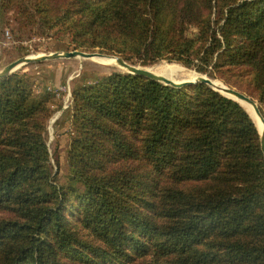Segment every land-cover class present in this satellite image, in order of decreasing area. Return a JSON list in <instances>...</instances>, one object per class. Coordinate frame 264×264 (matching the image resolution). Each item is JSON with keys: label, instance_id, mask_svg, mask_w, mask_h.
Here are the masks:
<instances>
[{"label": "trees", "instance_id": "trees-1", "mask_svg": "<svg viewBox=\"0 0 264 264\" xmlns=\"http://www.w3.org/2000/svg\"><path fill=\"white\" fill-rule=\"evenodd\" d=\"M1 23L181 64L264 115V0H0ZM54 99L27 74L0 80V264H264V159L242 105L201 83L97 78L73 89L62 173Z\"/></svg>", "mask_w": 264, "mask_h": 264}, {"label": "rangeland", "instance_id": "rangeland-1", "mask_svg": "<svg viewBox=\"0 0 264 264\" xmlns=\"http://www.w3.org/2000/svg\"><path fill=\"white\" fill-rule=\"evenodd\" d=\"M0 29V72L5 67L21 58L78 51L68 50V39L62 36H44L33 30L20 32L15 23H11L10 26H5L1 23ZM95 64L96 63L90 59H59L26 65L14 72V74L20 73L29 75L35 93L48 92L55 97L54 105L51 107L54 114L48 121L46 127L47 145L51 153V163L54 169L56 170L57 168L56 160H58L59 168L62 173L66 170L68 149L73 136L71 121L73 89L83 84H93L97 78L109 76L113 73L128 74L120 68L116 62L115 65L110 66L111 68ZM135 66L141 65L136 64ZM168 67L182 68V76H177L175 78L176 81L169 78L174 82L189 81L190 79L186 78H188L191 72L196 73V78L198 76H207L199 74L195 70L188 69L181 64L169 63L167 61H161L148 68H151L156 74L167 77L165 71ZM210 79L223 83L217 79ZM58 117L59 119L57 120Z\"/></svg>", "mask_w": 264, "mask_h": 264}, {"label": "water", "instance_id": "water-1", "mask_svg": "<svg viewBox=\"0 0 264 264\" xmlns=\"http://www.w3.org/2000/svg\"><path fill=\"white\" fill-rule=\"evenodd\" d=\"M75 58H81L86 60L92 58L111 59L114 60L120 68H122L130 75L147 78L154 82L161 83L165 86H169L172 88H182L189 85H196L198 83L206 84L213 90L219 92L220 94H222L223 96L229 99L238 102L242 106L243 104L251 106L254 109V117L252 118L256 122V126L260 135L261 151L264 159V115L261 112L258 102L252 99L251 97L247 96L246 94L238 91L237 89L231 88L223 83H221L220 85H216L215 80H212L207 76H198L195 80L174 82L165 77L155 75L154 73L146 70V68L144 67L132 65L119 56H110L101 53H85L81 51H72V52H63V53H53L39 57L21 58L11 63L0 72V80L13 75L14 72H16L18 69L26 65L42 63L46 61H55L59 59H75ZM258 123L260 125H258Z\"/></svg>", "mask_w": 264, "mask_h": 264}, {"label": "bare ground", "instance_id": "bare-ground-1", "mask_svg": "<svg viewBox=\"0 0 264 264\" xmlns=\"http://www.w3.org/2000/svg\"><path fill=\"white\" fill-rule=\"evenodd\" d=\"M91 61H93L94 63H96L97 65H100V66H104V67H110V66H113V65H115V61L114 60H111V59H105V58H92V59H90ZM95 64V65H96ZM111 68V67H110ZM146 70H148V71H150V72H152V73H154L153 72V70L151 69V68H146ZM182 68H180V67H168L167 69H166V71H165V75L168 77H165V78H167V79H169V78H171V79H173L174 81H176L175 80V78L177 77V76H182L181 74H182ZM155 75H158V76H162V75H159V74H156V73H154ZM162 77H164V76H162ZM186 79H190V80H195L196 79V73H194V72H191L189 75H188V78H186ZM184 80V79H183ZM172 81V80H171ZM215 83H216V85H220L221 83L219 82V81H215ZM243 106H244V108L250 113V115L252 116V117H254V109L251 107V106H248V105H246V104H243ZM258 125H260L259 123H258Z\"/></svg>", "mask_w": 264, "mask_h": 264}, {"label": "crops", "instance_id": "crops-1", "mask_svg": "<svg viewBox=\"0 0 264 264\" xmlns=\"http://www.w3.org/2000/svg\"><path fill=\"white\" fill-rule=\"evenodd\" d=\"M60 117V116H59ZM59 117L57 118V120L59 119Z\"/></svg>", "mask_w": 264, "mask_h": 264}]
</instances>
